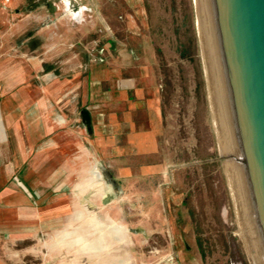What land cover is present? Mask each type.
Segmentation results:
<instances>
[{
    "label": "rangeland",
    "instance_id": "374dc122",
    "mask_svg": "<svg viewBox=\"0 0 264 264\" xmlns=\"http://www.w3.org/2000/svg\"><path fill=\"white\" fill-rule=\"evenodd\" d=\"M207 54L217 81L209 0H0L6 190L17 177L35 197L20 222L8 209L0 264H255L214 128ZM96 65L156 69L171 185L130 187L127 200L94 184L76 121ZM166 191L175 199L160 201Z\"/></svg>",
    "mask_w": 264,
    "mask_h": 264
},
{
    "label": "crops",
    "instance_id": "0c3cea01",
    "mask_svg": "<svg viewBox=\"0 0 264 264\" xmlns=\"http://www.w3.org/2000/svg\"><path fill=\"white\" fill-rule=\"evenodd\" d=\"M89 74L80 103L86 114L76 122L80 132L87 136L85 150L92 155L93 167L98 171L94 184L99 188L105 185V191L127 200L131 196L130 187L151 183L154 179H161L163 186L171 185L174 166L164 157L162 148L168 126L156 69L96 65ZM3 145L0 138V206L4 207L0 210V225L6 224L8 209H14L12 214L20 222L23 207L35 201L33 195L26 193L20 178H14L15 192L6 190L10 177L6 172ZM15 166L23 169L22 163L15 162ZM174 196L166 191L159 200L169 202Z\"/></svg>",
    "mask_w": 264,
    "mask_h": 264
},
{
    "label": "water",
    "instance_id": "95a60500",
    "mask_svg": "<svg viewBox=\"0 0 264 264\" xmlns=\"http://www.w3.org/2000/svg\"><path fill=\"white\" fill-rule=\"evenodd\" d=\"M229 183L264 264V0H209Z\"/></svg>",
    "mask_w": 264,
    "mask_h": 264
},
{
    "label": "bare ground",
    "instance_id": "6f19581e",
    "mask_svg": "<svg viewBox=\"0 0 264 264\" xmlns=\"http://www.w3.org/2000/svg\"><path fill=\"white\" fill-rule=\"evenodd\" d=\"M198 4H199V0H198ZM212 51H213V49H212ZM212 60H214V59L212 58ZM210 62H211V60H210L209 55L208 54L205 55L204 56V63H205V67H206L207 82H208V86L210 89L209 90L210 91L209 92V102H210L211 111H212V115H213L214 128H215V131H216V134H217L219 141L221 140V143L224 144V141L222 138L221 120H220L219 110H218L219 95L217 96V92H216L217 91L216 90V82L217 81H215V78L213 76V69H211V66H210V64H212V63H210ZM214 65H215V60L213 63V67H214V69H216V65L215 66ZM214 74H215V72H214ZM217 85H218V83H217Z\"/></svg>",
    "mask_w": 264,
    "mask_h": 264
}]
</instances>
